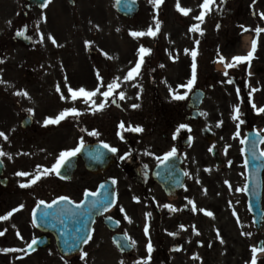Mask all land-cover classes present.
I'll list each match as a JSON object with an SVG mask.
<instances>
[{"label": "flooded vegetation", "instance_id": "obj_1", "mask_svg": "<svg viewBox=\"0 0 264 264\" xmlns=\"http://www.w3.org/2000/svg\"><path fill=\"white\" fill-rule=\"evenodd\" d=\"M182 1L185 6L190 4L189 0ZM237 2L240 3V0H237ZM173 5L175 11H177L176 2ZM149 12L153 14L152 25L155 29L156 20L158 19L160 21L166 13L161 12V7L156 8L154 4L149 6L146 13ZM28 16L30 14H25V18L23 19L18 17L12 19L9 28L14 30L18 29L25 34H31L30 32L34 28L39 27V23L35 20L29 21ZM149 26L147 25V28ZM172 32L173 37L176 38L177 29L174 28ZM160 36L161 31L158 32V38L151 48V53L146 55V59H144V63L140 69V74H147L148 76L137 77L139 84L144 86L152 85V88L144 87L143 91L145 93L153 92L156 94L155 97L159 96L161 84L166 83L169 86L177 82L186 84L191 78V65H189L188 56L184 53L178 55L175 46L169 48L162 46L160 44ZM146 37L150 38V36ZM54 38L57 42L56 44H53L49 40L45 45L40 44L37 39L36 44L30 47L33 53L28 56L26 61H16L9 64L11 73H15L16 68H23L25 76L4 78L0 76V80H8L7 82L0 83V131L4 132L8 137L7 140L0 137V150H2L1 146H8L13 151L18 152L19 155L23 154L26 157H30L33 149L36 155L40 149L45 154L52 152L56 155L63 150L76 147L79 144L80 133L82 131L90 133L96 130L97 132H102L103 135H90L89 142H99L102 145L103 143H107L110 147L118 149V151L115 152L114 162L109 168L102 171H96L95 168H88L85 160L78 155L72 176L68 179L60 178V181L56 185L53 183L54 178L52 176H42L40 180L35 184H31L29 187H20V185L29 183L33 176L21 177L14 176L10 173L0 176V216L6 215L13 208H19L21 204L24 205L23 208L14 212L9 219L0 220V231L4 232V235L0 236V249H27V244L34 237L30 226L27 227L29 229L28 232H23L22 230V226L30 224V218L25 220L26 217L24 218L23 214L31 213L33 204L39 199H48V197L51 198L57 195V193H60L79 203L83 199L86 189L95 191L101 183L107 182L108 180H115L118 204L112 216L120 220V226L118 230L111 232L104 224H97L94 227L92 240L89 241L82 251L88 253V256L84 260L80 259L81 253L72 257L61 256L56 250L54 240L49 239V246L37 249L34 252H28L27 254L25 252L5 253L0 251V264H32L33 261H36V264L38 262L40 264H120L119 259L123 260L124 264H129V257H134L132 263L137 264L138 261L147 259L144 252V243L142 242L143 231H141L144 207L139 205L140 202H144L145 200L151 203L154 211L155 253L149 261V264H189V261L192 264H209V247L208 240L205 236L208 218H206L207 215L205 212L200 211V209L207 210L208 204L207 199L202 197L199 191H202L204 186H208L210 179L213 183L216 182V179L210 178L209 176H202L201 183L198 184L190 178L189 174L185 175L184 187L179 191V194L173 200L167 196L163 188L149 177L151 174L145 154H147L150 147L145 146L144 150L140 148L142 146H139L143 134L141 136V132L133 131L134 126L131 129L132 132H130V128L125 126L127 118L122 114L114 115V106H116V103L112 102V97L108 99L103 110L95 111L92 110L90 103L86 104L84 102L82 97L75 101L70 98L68 88L78 89L81 87V82L77 77V71L74 70V61L70 59V49L72 48L74 50V46L60 44L61 38L58 37L57 33H55ZM219 38H221L220 35H218L217 41H219ZM255 39L259 42V45H257L254 60H252L253 58L250 60V66L252 65L253 69L262 73L263 78L264 33L256 36ZM138 40L143 41L144 36L141 38L138 37ZM153 40L154 37H152ZM210 41V39H207L208 44L206 46L213 48L214 44H211ZM240 42L241 38L236 36L230 39L228 38L227 44L222 45L219 51L225 52L228 56L238 55L241 47ZM1 46L0 43V49ZM137 53L138 50L126 51L124 53V63H126L128 69L134 67L136 62H138L139 54ZM43 54H46V58L49 57L50 59H41ZM107 60L108 57L105 67L106 84L112 82L113 76L112 61ZM219 78V74L204 73L203 76L197 75L195 84H208L210 79L214 82V80H218ZM91 85L92 90H94L96 88L95 74L92 78ZM57 86L60 88L59 92L56 90ZM211 89L213 90L214 87L212 86ZM211 89L209 88V90ZM105 90L106 88L101 89V91ZM24 91L28 93L27 96L16 95L17 92ZM181 91H184V89L181 88ZM218 91H220L221 102L227 99V95L236 94L234 88H229L227 93V90L223 89L221 85ZM61 94L68 98L61 100ZM259 97L262 99V96ZM103 99L100 96L101 102ZM263 101L259 103L261 104ZM87 106L88 108L86 109ZM65 108H76L81 114L79 116L69 115L59 124H44L46 118H54ZM222 108H224V114L229 111L227 104ZM8 109L13 112V115L14 112L16 115L23 116L31 114L32 118H29L31 122L30 126L24 127L21 123L22 127H24L23 132L30 133L27 140L17 141V135L10 132L11 117L5 116ZM141 110L143 114L147 115H153L155 113V110L152 108H144ZM118 111L125 112L124 109ZM139 112L140 108L132 111L133 114L137 113V115ZM256 115L257 117L249 118V123H264V115ZM121 123L124 124L123 128L120 127ZM18 126L21 127L20 124ZM15 128L18 129L17 126ZM155 130H157L155 126L148 127V132H154ZM70 133L76 134L73 138L71 137L69 139L68 134ZM222 133L229 138V135L233 133V129L226 127L222 130ZM46 141L49 144L48 149L45 148ZM130 141L134 142L133 145ZM109 150L107 149L106 152L108 153ZM164 150L161 145L155 146L153 148L155 158L163 157ZM102 153L103 157L104 150ZM96 155H98L97 152L92 151L90 157L91 165H97L95 162L97 161L95 158ZM159 162L160 160H156L155 164ZM30 167L31 164L27 163L28 170ZM48 188L49 190L47 191ZM136 191L140 193L137 197L133 194ZM17 196L20 197L18 202L15 200ZM194 196L197 198L196 211H193L192 204L190 203V201L193 202ZM134 197L138 199H134ZM150 198H153L152 202ZM32 201L34 202L29 207L28 205ZM164 205H172L176 210L172 211L164 207ZM218 207L222 208V205ZM121 209L124 211H121ZM126 212L132 216L134 222L132 225H129V222L125 218ZM217 212L220 213L221 210H217ZM181 225L184 227L181 228ZM193 226H195V229ZM18 231L19 236H17ZM116 232H123L130 235L131 240L133 239L137 244L136 252H134V248L131 254L122 253L113 241V235ZM105 233L107 234L106 236H104ZM170 233L175 235H170ZM20 237H23V239ZM197 237H200L201 240L197 239ZM175 240L179 241V247L176 249L177 253L175 254L180 257L179 262L174 261L172 257L173 251L175 252L172 243ZM193 248H196L197 252L191 255ZM199 250H201V253ZM232 256L233 253L227 259V264H232ZM187 257L189 259H186ZM194 257L199 258L196 259Z\"/></svg>", "mask_w": 264, "mask_h": 264}, {"label": "rangeland", "instance_id": "obj_2", "mask_svg": "<svg viewBox=\"0 0 264 264\" xmlns=\"http://www.w3.org/2000/svg\"><path fill=\"white\" fill-rule=\"evenodd\" d=\"M75 6H70L68 0H51V3L48 7L43 11H37L43 15H52L55 19V22L63 23L70 22L73 20L68 18L70 14H74L76 18L79 19V40L82 45L79 49H76L75 54L78 55L76 60L79 61L80 74L77 75L80 82L84 85H88L91 82V74H89V54L85 50V42H91L92 44L95 41L100 40L102 44L105 43L106 36V20L112 23V43L122 45L123 39L121 36V27L122 20L119 18L114 12V1L115 0H75ZM13 3L15 5V11L20 12L21 9V0H0L1 11L0 13H4L3 8L6 6H11ZM5 4L6 6H4ZM4 14L0 15L2 18ZM247 18L245 12H242L241 19L239 21H245ZM5 20H0V32L2 28L5 27ZM62 28V27H61ZM69 28V29H68ZM65 31L62 33L63 40L74 41L76 43V32L70 26H64ZM66 29H68L66 31ZM119 29V30H118ZM17 49L13 47L7 48L4 50V58L6 61H14L18 59V56H23V54L27 51L26 47H22L18 45ZM23 59V57L21 58ZM117 59V58H116ZM119 62H115V65L118 66ZM205 67V66H203ZM201 72L204 71V68H200ZM18 75V74H16ZM147 74L139 73L137 77H143ZM148 76V75H147ZM176 77V75H174ZM133 81V84H126L128 88L127 96V106H130L131 101L136 96L133 93H137V91H141L143 87H151L149 85H141L139 84L138 78ZM257 78L261 79L260 76ZM216 83V82H215ZM217 84V83H216ZM135 85V86H133ZM176 84L170 86V89L176 90ZM218 87V86H217ZM87 89V88H85ZM125 92V91H124ZM166 92H168V85L165 86V90L162 92L163 96H166ZM220 91L215 89L214 91L209 92L208 97L203 102L201 111L202 117L199 119H191L185 120V116L187 112L185 111V105L187 100H176V109L173 110V104L175 103L172 100H164L161 101V106L167 108V112L161 118V120H157L159 135H160V144L162 145V149H166L170 145L172 146L169 134L173 135L175 132L178 134V138L176 139V149L179 150L180 144H182V138L189 137L191 140L189 144H187L184 148L185 157H186V166L189 171L190 178L194 181L200 183L202 176H209L210 178H216V182L213 183L211 179L209 180L207 188L204 186V190L206 194H203L204 197L207 198L208 209L214 215L208 216V225H207V236L209 244H208V263L209 264H227V256L233 253L231 259L233 264H248L249 251L248 248H252L253 246L258 247V241L261 237L264 238V224L262 225V230L259 232L255 229L253 224V217L247 209V197L244 191H237L238 188H244L246 185V174H245V163H244V155L241 152L243 144H241V140L245 137L247 127L245 125L240 124V121L234 120L232 117L234 115V107L239 105L240 114L242 112H246V108L243 107L241 101L234 99H225L223 101L224 105L221 103L220 99ZM179 94V89L177 92ZM136 98L140 101V97L137 95ZM135 101V99L133 100ZM132 101V102H133ZM228 102L230 115L227 117L229 120V124L227 121L225 122V115L223 113L224 108L221 107L226 106ZM151 103V102H150ZM171 104V107L169 106ZM144 107L149 108L148 100L146 99ZM163 107V108H164ZM116 113H114L115 115ZM119 114V113H117ZM116 114V115H117ZM224 115V116H223ZM246 116H248L246 114ZM143 118V117H142ZM224 119V120H223ZM149 122V121H148ZM152 122V121H151ZM222 122V123H220ZM143 123V121L141 122ZM187 125V128H180V125ZM227 125L232 128L234 131L229 135V138L226 135L221 133L224 130L223 126ZM237 125H239V137L235 136L237 132ZM208 126L216 135V139L211 140L212 137L209 138L203 133V128ZM188 129V130H187ZM76 133H70L69 139L75 135ZM26 138L30 136L29 133L25 134ZM153 136L150 134L148 137ZM163 136V137H162ZM167 136V137H165ZM59 137V136H58ZM57 137V138H58ZM152 139V138H151ZM154 139V138H153ZM211 140V141H210ZM48 141V140H47ZM46 141V142H47ZM19 143V142H17ZM213 147L219 148L223 151L224 161L223 164L217 165L215 158L211 154V150ZM45 148H49V144L47 142ZM170 148V147H169ZM3 152L8 155H4L8 165L9 171L16 174L17 172L24 171L28 173H32V169L36 168L40 162L46 164L48 168L52 166V162L54 161V157H45L44 154L40 155L42 152H38L37 156L34 152V149L30 153L29 156L19 155L18 152L13 151L8 146H1ZM231 161V164L229 162ZM27 163L31 164L30 169H27ZM46 168V167H45ZM49 176V175H46ZM264 180V178H263ZM227 181L228 183H225ZM231 185V188L229 187ZM206 195V196H205ZM221 198V199H220ZM220 199V200H219ZM15 200L18 202L20 197H15ZM35 201V200H34ZM30 202L29 207L33 204ZM193 201H197V198L194 196ZM199 205V204H198ZM223 205V211L220 213L217 212L218 206ZM229 206V209H227ZM263 208H264V193H263ZM230 211L233 214L234 218L229 217L230 214L227 212ZM151 214L150 211L145 212V216L149 217L147 214ZM24 218L27 219V213L23 214ZM239 218V222L237 220ZM25 219V220H26ZM147 226L149 228L148 233L146 234L147 239L145 238V253L147 252V244L149 240L153 245V225L152 220H146ZM23 232H28L29 229L26 226L22 228ZM217 230L219 231L220 237L223 239L224 243L220 242V239L217 238ZM33 235H37V232L32 229ZM242 233H251L250 236L244 235ZM175 249L178 248V244L174 243ZM197 250L194 249L192 255L196 253ZM201 253V250H199ZM174 260H179L178 257H174ZM32 264H36V261H33ZM38 264H40L38 262ZM189 264H192L189 261ZM257 264H264V253H257Z\"/></svg>", "mask_w": 264, "mask_h": 264}, {"label": "snow or ice", "instance_id": "obj_3", "mask_svg": "<svg viewBox=\"0 0 264 264\" xmlns=\"http://www.w3.org/2000/svg\"><path fill=\"white\" fill-rule=\"evenodd\" d=\"M119 2V0H118ZM150 3L154 4L156 8H159V6L161 4L164 3V0H149ZM51 3V0H44V2L40 5V7L42 8H46L48 6V4ZM215 3V0H203V3L200 5V8L202 9V11L200 12L199 15L195 16L194 19L199 21V22H203L204 17L206 15V13L208 11H211V6ZM177 8L179 11H181L184 15H188V13L191 11V9L189 8H181L179 5V0H177ZM261 16L264 17V13H261ZM160 26H161V22L157 19L156 23H155V30H153L152 26H149L147 31H131L130 34L133 37H141L144 35H148V36H152L155 37L158 32L160 31ZM26 27V26H25ZM219 27V25L217 26ZM119 30V29H118ZM248 29H245V31H247ZM190 31H200V28L198 27V25H192L190 28ZM264 31V29L257 27L255 29V32L257 34V36H259V34ZM16 35L18 36H23L24 32L18 30ZM48 38L52 41L53 44H56V40L54 37L51 36V34H49ZM44 37L43 34H41V42L43 41ZM86 44H89L90 42L86 41ZM197 44H199V41L196 42ZM257 48V40L253 39L252 41V46H251V51H249L247 53L246 56H234L232 57V63H228L225 62V58L223 56H219V60L221 62H225L224 66H225V72L224 75L228 76V72L227 69L233 68L235 67L237 64L242 63V62H248L253 58V55L256 51ZM139 52V60L138 62H136L135 66L132 67L126 76H124V80L125 81H130V80H134L136 78V76L139 75L140 73V69L142 64L144 63V57L146 55H149L151 53V49L144 47L143 45L139 48L138 50ZM185 52L187 53L188 50L186 49ZM197 51L196 50H192L191 51V59H192V63H191V78L187 81L186 84H181L179 85L180 88H186L188 91H191L193 86L196 83V79H197V63H196V58H197ZM105 55H107L105 53ZM3 61H0V63H2ZM97 75V79L99 81L98 85L96 86V88L94 90H86L84 87H80L78 89H73L71 87L68 88V92L70 93V98L75 101L78 98H83L84 102L86 104H91V108L93 111L95 110H103V108L106 106V103L108 101V99L110 97H112V102L115 103L116 99L115 96L118 95L120 100L125 99V93L123 91L120 92H116L117 89L120 88V84L117 82L119 78L114 79L112 82L107 83L105 85L104 81H103V77L100 75V73L97 71L96 73ZM66 79V78H65ZM228 83H232L231 80L227 81ZM0 83H4L3 80H0ZM135 86V85H133ZM102 88H106L105 91H101ZM57 92L60 91L59 86H57ZM257 89H252V91H256ZM171 91V89H170ZM238 94H239V90ZM16 95H24L27 96L28 93L26 91L24 92H17ZM97 95L102 96L104 99L101 103L97 104L96 100L94 99V97H96ZM249 96H251V92L249 93ZM187 97V92H185L183 95L180 94H173V99L174 100H184ZM61 100H65L68 97H65L63 94H61L60 96ZM131 107L133 108H137L139 107L138 104H133L131 105ZM252 107L257 111V113H264V107H257L255 103L252 104ZM234 115H233V119L234 120H239L240 119V107L239 105L235 106L234 109ZM81 113L79 112L78 109L76 108H65L64 110H62L61 112H59L58 115H56L54 118L53 117H48L44 120V124L45 125H49V124H59L62 120H64L67 116L72 115V116H79ZM243 121H241L242 123ZM222 123V122H220ZM120 127L123 128L124 124L121 123ZM187 125H180V128H187ZM239 125H237V132L235 133L236 137H239L240 133H239ZM133 131L136 132H142L143 128L140 126H136L132 129ZM92 136H98L99 133L96 130H93L89 133ZM0 137H3L5 140L8 139L7 135L0 131ZM246 139L241 140V144H244L246 142ZM262 142H264V140H262ZM84 147V140L81 137L79 144L74 147V148H70V149H66L63 150L59 153V156L56 158V162L50 167V168H44L43 171H38L37 174H35L33 176V178L30 180L29 183L26 184H21L20 187H29L31 186V184H35L38 180L41 179L42 176H46L49 175L51 173H55L56 175H60V170L62 167H64L66 165L67 162L70 161V159L72 157H75L78 153L81 152L82 148ZM103 147L105 149H110L111 152L115 153L118 151V149H116L115 147H110V145H108L107 143H103ZM245 149H241V152H244ZM177 149L175 147H173L170 151L166 152L163 156V160L167 161L169 160L171 157H174L176 155ZM4 155H8L7 153L3 152L2 150H0V156H4ZM261 155H264V153H262ZM96 159H99V155H96L95 157ZM123 158V157H122ZM159 159V157H158ZM245 165L247 166L248 164V160L245 159L244 161ZM229 164H231V161L229 162ZM41 166H37V169L39 170ZM17 176H30L32 174L28 173V172H24V171H20L16 173ZM185 175H188V173H185ZM113 183H115V180H113ZM225 183H228L227 181H225ZM104 185H101V188H103ZM229 187L231 188V185L229 184ZM237 191H246L247 190V185L244 188H238L236 189ZM97 196V192H92L90 190H85L84 192V199L79 201V203H77L76 201L71 200L70 197L68 196H59L56 199L52 200L51 203H46L44 200H39L36 204V207L33 209V223H36V218H37V209H40L41 206H44L43 211L41 212V216L43 218H47L51 215V213L48 211L49 209H51L54 205H57L61 202H67L68 204L73 205V208H62L59 210L58 215H66V216H71V217H75L76 215H87L89 214L93 209L100 211H107L108 208L111 206V204L113 203L112 200H105V201H100V200H92L90 202V204L87 205L88 207V212H81L80 210L82 208L85 207L86 205V201L89 200V197H96ZM134 199H138L135 198ZM192 204V209L193 211H196V205L194 202H191ZM24 205L21 204L19 206V208H13L10 212H8L6 215L0 216V220H7L9 219L14 212L18 211L20 208H23ZM164 207L169 208L172 211H175L176 209L172 206V205H164ZM121 211H124L123 209H121ZM200 211H203L206 213V215L208 216H213L214 214L211 211H207L205 209H200ZM235 215V213H233ZM147 215H151L150 213ZM262 215H264V213H262ZM126 219H130L127 216H125ZM108 219H111V217H109ZM237 220L239 222V218L237 217ZM83 225V222H81ZM116 223L118 224L119 221H116ZM184 226L181 225V228H183ZM193 228L195 229V226H193ZM78 232H82V235L77 236L75 239H73L71 242L67 239L64 240V244L66 246V248H68L69 250H74L79 244H87L89 243V241L92 240L93 238V231L91 229H88L86 226H83L81 229H77ZM145 234L148 233L149 228L146 225L144 228ZM197 234H199L197 232ZM244 235H248L250 236L251 233H242ZM4 232L0 231V236H3ZM19 232H17V236H19ZM170 235H175L173 233H170ZM21 239H23V237H20ZM217 238L220 239L221 243H224L223 239L220 237L219 231L217 230ZM130 242V243H129ZM38 243L37 238H33L31 240L30 243L27 244V249L21 248V249H16V248H4V249H0V251L2 252H25V254H27L28 252L34 251V246ZM135 245V241L131 240L130 237L127 236V234H125L124 238L122 239V242L118 243V247H120L121 251H123L125 248L129 247V246H134ZM209 247H211V244H209ZM153 245L151 243V240H149L148 244H147V252H148V257L147 259H143L142 261H138L137 264H149V261L151 260V253L153 252ZM252 259H251V264H257V253L258 252H264V243L261 244L260 247H255L253 246L252 249ZM88 256L87 252H81L80 255V259L84 260L85 257ZM196 259H198L199 257H194ZM120 264H124V261L121 260Z\"/></svg>", "mask_w": 264, "mask_h": 264}, {"label": "water", "instance_id": "obj_4", "mask_svg": "<svg viewBox=\"0 0 264 264\" xmlns=\"http://www.w3.org/2000/svg\"><path fill=\"white\" fill-rule=\"evenodd\" d=\"M34 1L37 4L44 2V0H34ZM120 4L123 8L130 6L129 3L126 2H120ZM200 102L201 100L200 98H198V100L195 101L194 105L197 107L200 104ZM261 142H262L261 136L255 133H250L245 142V153H247L246 159L248 160V164H247L248 181H247L246 191H247V195L249 196V208L251 212L255 215V222L258 228L260 227L259 225L263 216L262 206L260 205L262 199L261 198L262 172L264 169V157L261 155L259 148ZM107 191H108L107 186L100 188L99 191L97 192V200L100 201L112 200L114 203L113 193L111 191L107 193ZM69 205L70 206L68 208L74 207L71 204ZM87 205L88 204H86L85 207L82 208L80 211L88 212ZM63 206H66V204L62 202L57 205H54L51 209L48 210L51 213V215L47 218H43L41 216V212L43 211L44 208V206H41V208L38 209L37 211V221L38 222L42 221V222L41 223L36 222V223L38 226L40 225L42 229L54 232V234L58 239V245L60 249L62 251H67L68 248H66L64 244V240L67 239L71 242L77 236L82 235V232H78L77 229H81L83 226H86L88 229H90L95 216L100 213L102 214L105 211L103 210L97 211L93 209L87 215H83V216L76 215L75 217L58 215L59 210L62 209ZM81 222H83V225ZM81 244H79L76 247V250H78L81 247Z\"/></svg>", "mask_w": 264, "mask_h": 264}]
</instances>
